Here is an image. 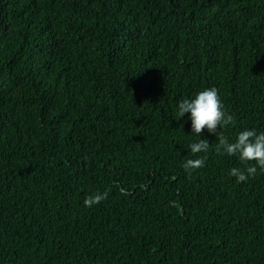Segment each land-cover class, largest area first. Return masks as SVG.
<instances>
[{
	"label": "trees",
	"instance_id": "1",
	"mask_svg": "<svg viewBox=\"0 0 264 264\" xmlns=\"http://www.w3.org/2000/svg\"><path fill=\"white\" fill-rule=\"evenodd\" d=\"M211 87L264 131V0H0V264H264V171L178 115Z\"/></svg>",
	"mask_w": 264,
	"mask_h": 264
},
{
	"label": "clouds",
	"instance_id": "2",
	"mask_svg": "<svg viewBox=\"0 0 264 264\" xmlns=\"http://www.w3.org/2000/svg\"><path fill=\"white\" fill-rule=\"evenodd\" d=\"M191 113V129L196 136H201L207 129L211 134L217 135L218 143L215 145L217 154L236 156L244 168L233 167L229 176L235 177L237 182H245L249 177H254L257 170L264 171V131L257 132L256 129H245L238 133L234 142L223 135L218 129L226 128L235 124V118L225 112L223 101L220 98L219 90L215 87L199 91L191 99H182L178 104V115L184 117ZM212 145L207 139H199L188 145L191 153L195 156L198 153H207ZM207 156L195 159H188L183 163V168L191 176L192 171L203 168ZM123 191V190H122ZM109 192H96L84 199L86 207L98 205L108 198Z\"/></svg>",
	"mask_w": 264,
	"mask_h": 264
}]
</instances>
